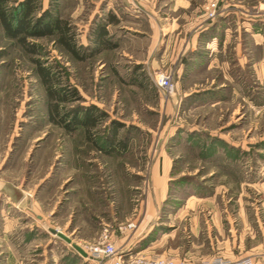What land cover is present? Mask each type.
Listing matches in <instances>:
<instances>
[{"label":"rangeland","instance_id":"374dc122","mask_svg":"<svg viewBox=\"0 0 264 264\" xmlns=\"http://www.w3.org/2000/svg\"><path fill=\"white\" fill-rule=\"evenodd\" d=\"M207 1L150 0L182 30L161 58L166 37L125 0H0L9 19L30 3V24L62 20L84 56L58 34L25 36L27 48L0 23V264H68L71 245L49 227L93 241L109 225L115 235L145 199L158 156L170 171L155 228L169 235L154 254L201 264L211 257L184 254L205 251L210 226L231 239L215 255L264 264V0H219L214 19ZM112 16L117 47L89 55L91 30ZM201 24L195 48L182 49L185 30ZM159 71L180 91L169 100L152 82ZM191 196L201 197L190 205L198 216H179Z\"/></svg>","mask_w":264,"mask_h":264},{"label":"crops","instance_id":"0c3cea01","mask_svg":"<svg viewBox=\"0 0 264 264\" xmlns=\"http://www.w3.org/2000/svg\"><path fill=\"white\" fill-rule=\"evenodd\" d=\"M125 1L126 3L124 7L126 10L131 9L133 13H137L138 11L142 9L143 13H145V15L149 19L150 26L154 28V25H155L156 30H154V32L156 31L158 36L163 35L166 37L165 41L167 44L165 43V45L163 46L161 58H163L165 55H168V52L170 50L168 46L172 47L171 42L174 40L173 34H174V37L176 35L175 37V42H176L178 38L177 35H179L182 32L181 29L177 31V29L179 28V24L176 23V19L174 18L172 20H169L168 17H162V18L158 17L156 15V12L152 9H149L148 7L149 6L148 4H150V0H139L137 4L138 9H134L135 2H133V0H125ZM174 1H177V0H174ZM178 1L185 3V4H181L182 5L181 7L187 6L186 3H188V0H178ZM166 20L167 22H165ZM203 26L204 24H201L195 28L191 26L190 28H188V30H185L184 37H180L179 39L180 41L179 46L182 47V49L184 48L187 50L191 48H195V44H196L195 37L197 35V32ZM215 40H216V37L214 38V36H209L206 43H208V45H211L215 43ZM169 41H170V44H169ZM260 43L261 41L257 40L256 44L260 45ZM147 67H148V64H147ZM151 67H152L151 69H153L154 71L155 70L154 66H151ZM152 72L149 71L148 73L150 74ZM175 84H176V90L180 92L178 89L177 83ZM169 161L170 160L166 158L165 156H162V157L158 156L157 159L153 160L152 165L149 168V173L153 181H152V184L147 189V195L145 199L142 200L139 204H136L135 208H133L132 210L130 217L125 219L126 220L125 222H121V223H126L129 221H132L134 222L135 226L133 228L126 229L124 231L115 230L114 232L116 234L111 235V238L116 248L122 246V248L120 249V252L123 253L124 255L135 254V253H145L147 255H155L154 250L162 243L164 237L169 235L168 233L163 231V229H159V227L157 229L155 228V225L158 224L156 223V220L159 218V209L161 205L163 204V201L165 199L166 192H167V187L164 185V177L167 176L170 171ZM200 200H201V197L191 196L187 199L185 203V207L186 206L189 207L190 205H193L194 203H198ZM189 208L190 210H187L188 212L187 211L185 212L186 209L181 210L179 212V216L181 213H184L182 214L181 217L198 216V211L196 209H194L191 206ZM214 221H216V219L215 217L212 216L211 217L212 225L218 226L217 223H215ZM189 229L191 231L190 233L197 231V229H199V227L197 226V222L194 224L193 227H190ZM210 229H211L210 226H208L207 227V238H206L208 239V247L205 249L204 252H202L200 249L201 245H197V249L195 250L197 252H192L190 250L186 251L184 255L188 259L198 258V257L204 258V257L217 256L215 254L218 253L219 248L221 247V250H222V247L226 248L227 243L231 241V239L227 236L225 238L223 237L219 238L216 233L218 232V228H215L216 231L211 230L214 232L215 234L214 236H211V234L209 235ZM222 232L223 231L220 230L218 233L222 234ZM65 234L71 238L72 242H75L78 244H80L81 242L88 243L91 240V239L87 240L85 237H82V236L72 235V231L67 232ZM261 236H262L261 240H264V230H261ZM222 242L224 243V245L219 246V243H222ZM65 243L70 246V244H68L67 242ZM131 250H134L135 252H130ZM220 252L223 253L222 251ZM166 253L167 252L162 251V253L160 254L164 255ZM64 254H65V259L67 260L68 264H89L87 260L84 258V256L79 254L73 247L69 248L67 246V248L63 252V255ZM63 255H59L57 256V258L62 257ZM57 258H55L56 260L53 259V261H58ZM53 264H57V263L54 262ZM104 264H110V260H106Z\"/></svg>","mask_w":264,"mask_h":264},{"label":"built area","instance_id":"2783aa9c","mask_svg":"<svg viewBox=\"0 0 264 264\" xmlns=\"http://www.w3.org/2000/svg\"><path fill=\"white\" fill-rule=\"evenodd\" d=\"M138 1L135 2V8L138 9ZM219 0H208L205 5V14L208 19H214L217 16ZM152 82L159 92L160 96L169 100L176 92V84L173 81L172 75L167 72H155L152 77ZM134 222L119 223L116 227L118 231L133 228ZM83 250L86 252L84 258L91 260L96 264H104L106 260H110V264H187L184 260L162 255H145L141 253L124 255L119 252L111 238L110 226L105 225L100 233L93 241L83 245ZM201 264H254L251 256H241L236 259H227L221 256H214L203 260Z\"/></svg>","mask_w":264,"mask_h":264},{"label":"trees","instance_id":"16d2710c","mask_svg":"<svg viewBox=\"0 0 264 264\" xmlns=\"http://www.w3.org/2000/svg\"><path fill=\"white\" fill-rule=\"evenodd\" d=\"M32 3V1L30 2ZM30 3L26 4V8H24L23 15L21 17H17V15H13L12 19H9V17L3 12V10L0 8V23L2 24V27L4 28L5 32H7L8 35H11L12 37L18 38L19 41L23 42L24 45L28 48V42H25V36H36L41 37L43 35H52V34H58L60 43L65 46V48L75 57H79L80 59H83L84 56H81L79 54V49L76 47L74 42H72L71 37L72 34H68V26H66L65 22H63L60 19L53 18L49 19L48 21H45L42 25H35L30 24L27 19L28 15V5ZM22 4V2H21ZM20 4V5H21ZM23 5V4H22ZM108 21H101L100 23L96 24L95 27L91 30L90 33V42L91 45L88 47L89 55H95L100 54L103 51H110L117 47V43L111 38L108 32V25L113 22V16L108 17ZM40 21V19H38ZM23 33L22 38L19 37L20 34ZM33 50L34 48H29ZM42 77H45L44 74ZM43 81L46 82L43 78ZM137 83V82H136ZM48 92H54V90H50L47 86ZM88 116H84V119H87ZM84 124V120H81ZM74 127V126H72ZM120 143V142H119ZM110 143H108L107 146L110 148Z\"/></svg>","mask_w":264,"mask_h":264},{"label":"water","instance_id":"95a60500","mask_svg":"<svg viewBox=\"0 0 264 264\" xmlns=\"http://www.w3.org/2000/svg\"><path fill=\"white\" fill-rule=\"evenodd\" d=\"M48 231L50 233H52L53 235L58 236L59 238H61L62 240H64L65 242H67L68 244H70L79 254H81L82 256H86V252L83 250V248L81 246H79L78 244L72 242L71 238L68 237L66 234H64L63 232H61L60 230H57L55 228H48Z\"/></svg>","mask_w":264,"mask_h":264}]
</instances>
